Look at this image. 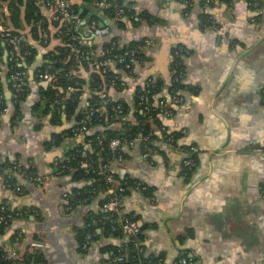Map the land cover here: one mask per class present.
Wrapping results in <instances>:
<instances>
[{
	"label": "crops",
	"instance_id": "obj_1",
	"mask_svg": "<svg viewBox=\"0 0 264 264\" xmlns=\"http://www.w3.org/2000/svg\"><path fill=\"white\" fill-rule=\"evenodd\" d=\"M68 1L80 11L88 8L89 17L98 22L86 35L90 44L117 38L124 45L147 38L145 59L132 72L120 71L125 87L114 94L129 106L134 122L142 112L138 91L154 81L160 88L156 101L171 100L179 81L174 65L179 58L184 64L181 98L173 97L176 111L163 115V123L169 131L184 134L181 145L198 148L194 172L189 176L183 164L184 147L160 138L146 156L141 135L124 145V157L112 162L119 177L147 187L133 184L119 204V214L140 225L145 254L162 256L165 264H175L185 254L193 264H264V0H218L214 5L202 0H121L132 12L122 23L109 17L105 2ZM28 5V0H3L0 15L10 18L16 13L22 19ZM39 10L37 25L54 15L51 4L39 2ZM58 28L50 24L48 35L38 32L45 36L43 46L31 38V26L23 28L39 47L28 68L29 94L16 119L12 106L0 112L1 160L24 165L37 175L36 181L21 178L25 190L20 193L0 179V198L13 209H25L0 245L20 259L41 253L42 259L32 264H118L115 252L129 237L112 236L98 227L90 244H81L88 216L99 209L104 195L90 205L76 201L72 192L86 182L74 180L61 166L75 146L92 150L86 133H76L52 148L46 145L55 133L76 124L92 95V68L82 64L87 81L82 101L73 117L63 114L61 124L56 123L43 95L51 82L37 78L35 70L63 44ZM106 29L108 34L99 32ZM3 67L10 101L14 94ZM36 241L41 248L33 245Z\"/></svg>",
	"mask_w": 264,
	"mask_h": 264
},
{
	"label": "trees",
	"instance_id": "obj_2",
	"mask_svg": "<svg viewBox=\"0 0 264 264\" xmlns=\"http://www.w3.org/2000/svg\"><path fill=\"white\" fill-rule=\"evenodd\" d=\"M205 1L202 0L201 2L204 3ZM223 1L228 2L229 0ZM85 2L94 5L105 2L107 5L106 12L110 18L117 20V23H122V19L132 13L121 0H85ZM28 3V9L22 19L16 13L10 18L3 14L0 15V112H4L12 106L13 120L20 116L22 103L27 98L30 90L28 68L34 64L39 52V47L34 45L30 40V36L34 40L35 38L36 40L39 39L40 45L43 46L46 44L45 36L43 34L39 35L38 32L43 31L44 33L46 31L48 35L50 24L59 27L57 33L63 40V44L50 51L45 56V61L35 70L37 78H40L41 73L53 75L56 78L47 89L43 90V95L48 101L50 109L54 110L53 118L57 119V124H61L63 114H66L69 119L73 117L82 101L87 81L80 71V66L83 64L87 68H92L90 81L92 95L88 104L79 112L76 124L55 133L52 140L46 143L48 148H52L61 144L67 138L74 137L76 133L85 132L88 141L92 144V150L86 152L82 146H75L68 152L66 160L61 165L67 174L73 175L74 180L86 182L84 186L76 187L72 192V196L76 201L90 205L99 195H104L100 201L99 209L91 211L88 216L86 227L81 232V244L86 242L88 233H94L95 238L97 228L104 227L108 234L112 236L129 237L128 241L115 252L116 259L118 255H124V264H165L162 256H147L145 254L142 229L141 233L136 235L126 234L122 230H113L111 223L105 221L104 216L109 213L105 208V204L111 198L117 197L119 209L122 196L128 193L127 191L133 184L137 183V181L129 180V178L119 177L112 169V162L116 158L124 157V145L132 144L141 135V146L145 151L150 149L153 151L156 140L161 138L166 141L169 137H173L176 145L179 144L185 150L189 149L190 145L180 144L184 134L169 131L163 123L164 107L169 108L174 113L176 104L173 102L175 101L173 97L181 98L179 91L183 88V85L180 81L184 73L182 60L179 58L174 65L175 76L179 78V81L173 87L172 99L160 97L159 101H156V95L159 93L160 88L154 81H150L145 89L137 93L138 109L142 112L137 113L136 118H138V121L134 122L129 118V106L122 99L115 98L114 94L121 92L125 87L120 71L132 72L137 62H142L145 59L143 46L147 42L145 41L147 38L124 45H121L117 38L105 39L102 43L90 44L82 30L73 31L69 23H64L61 18L56 17L57 13L52 15L51 19L44 18L43 23L37 25L36 22L40 20L41 15L39 0H28ZM70 8L73 13L80 15L86 23L96 20L89 17L90 11L88 8L80 11V8L73 4L70 5ZM120 8L124 9V13L119 12ZM36 12L39 13L36 14ZM145 19L149 20L151 24L156 23L155 19L149 17H145ZM95 22V25H97L98 22ZM26 26H31L30 36L23 30ZM20 38H22L21 41L15 43ZM130 50L134 53L126 55L125 53ZM6 52H8V59L5 61ZM123 56L124 58L121 60ZM127 64H130V67ZM4 65H6L10 87L14 94L10 101L5 95L1 73ZM18 71L26 72L25 80L22 83L23 90H19L16 88L17 86H14L15 81L12 77ZM104 93L109 97L108 102H105L102 97ZM83 125L86 126L85 130L81 129ZM115 138L121 139V145L116 149L111 146L112 140ZM193 156L195 157V154ZM104 164H109L110 172L116 177V183L107 180V173L102 172ZM9 166L16 167L18 163L2 161L0 158V179H5L9 185L8 189L20 193L21 190H25L21 178L28 181L37 180L36 172L24 165L18 166L20 171L15 169L10 171ZM186 170L189 176L194 172V169ZM33 178H36V180ZM2 207H5L6 210L2 211ZM24 211L25 209H13L6 199L0 198V242H2V237L16 218V213H24ZM9 214L12 217H9ZM115 216L117 217L116 213ZM2 217L5 220H1ZM41 257V253L35 252L26 255L23 259L15 258L10 256V252L0 245V264H21L22 262L32 264L33 261L37 262L42 259ZM184 257L191 259L188 254H185Z\"/></svg>",
	"mask_w": 264,
	"mask_h": 264
},
{
	"label": "built area",
	"instance_id": "obj_3",
	"mask_svg": "<svg viewBox=\"0 0 264 264\" xmlns=\"http://www.w3.org/2000/svg\"><path fill=\"white\" fill-rule=\"evenodd\" d=\"M39 2L42 3H48L54 6V14L57 13V18H61L64 23H69L72 26V30L73 31H79L82 30L86 35L91 34L92 32L95 31V27H96V22H84L83 19L80 17V15L75 14L72 12L70 5H69V1L68 0H39ZM208 5H214L215 3L218 2V0H206ZM120 13H124V9L120 8L119 10ZM99 31V30H98ZM101 34H108L109 30H102L99 31ZM22 38L18 39L17 42L15 43H19L21 41ZM130 53H134V51H127L125 54L128 55ZM124 56L121 58V60H123ZM128 67H130V64H127ZM25 76H26V72L25 71H18L13 75V80L15 81L14 86L19 89V90H23L24 88L22 87V83L25 80ZM40 78L49 82H52L54 79H56L53 75H49V74H40ZM102 97L104 99L105 102H108L109 97L106 93L102 94ZM179 101V100H177ZM165 115L167 116H171L173 114V112L169 109V108H165L163 109ZM82 130L86 129V126L83 125L81 127ZM168 141L171 144H174V139L173 137H169ZM121 145V139L120 138H115L112 140L111 146L113 148H118ZM198 148L196 146L191 145L189 147V149L185 150L186 153V157L183 160V164L185 166L186 169L191 170L194 169L196 166V160L195 157L193 156L196 152H197ZM152 150H147L146 152V156L151 155ZM10 169V168H9ZM15 170H18V166L14 167ZM102 172L107 173V180L111 183H116V177L114 176L113 173L110 172V167L109 164H104L102 166ZM136 186L138 188H141L143 190H146L147 187L142 185L141 183H136ZM118 198L117 197H113L110 199V201H108L105 204V208L106 210L109 212L107 215L104 216L105 221L110 222L112 229L113 230H122L124 233L126 234H139L141 233V227L140 225L136 222L133 221L127 217H123L119 214V209H118ZM2 211H5V207H2L1 209ZM115 213L117 214V217L115 216ZM22 215V213L17 212L16 213V217ZM9 217H12V215L9 214ZM1 220H5L3 217L1 218ZM94 238V233L90 232L88 233L87 237H86V242L84 246H87L90 244V242L93 240ZM33 245L35 247L41 248L42 247V243L39 241H36L33 243ZM10 256H13L10 253ZM117 262L120 264H124L125 263V257L123 254L118 255L117 257ZM21 264H26L25 262H22ZM175 264H193L192 259H188L187 257H181L180 259H178Z\"/></svg>",
	"mask_w": 264,
	"mask_h": 264
},
{
	"label": "water",
	"instance_id": "obj_4",
	"mask_svg": "<svg viewBox=\"0 0 264 264\" xmlns=\"http://www.w3.org/2000/svg\"><path fill=\"white\" fill-rule=\"evenodd\" d=\"M26 65V64H25ZM33 70H34V68H33ZM33 70H31V72H30V74L33 76V74H34V71ZM47 84H49L50 82L48 81V82H46ZM46 85V84H45Z\"/></svg>",
	"mask_w": 264,
	"mask_h": 264
}]
</instances>
